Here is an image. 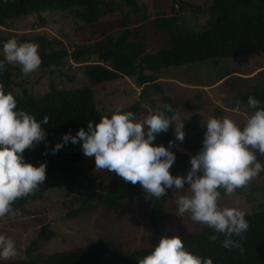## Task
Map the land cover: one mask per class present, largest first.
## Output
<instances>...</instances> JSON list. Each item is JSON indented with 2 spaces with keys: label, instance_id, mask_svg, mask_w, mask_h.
I'll list each match as a JSON object with an SVG mask.
<instances>
[{
  "label": "trees",
  "instance_id": "obj_1",
  "mask_svg": "<svg viewBox=\"0 0 264 264\" xmlns=\"http://www.w3.org/2000/svg\"><path fill=\"white\" fill-rule=\"evenodd\" d=\"M121 1L135 17L124 16L117 23V32L111 33L114 28L111 23L99 28L100 19L105 12L114 11L111 4H105L102 0H0V25L3 27L8 26V21L21 17L38 16L44 12H63L88 26L92 35L99 33L101 36L100 40L73 47L71 51L65 47L55 48L56 45H62L55 39L48 41L43 36L34 39L39 45L42 59L40 68H61L65 59L82 65L88 84L79 88L60 90L51 83L46 93L34 96L26 89L15 91L12 65L5 62V70L0 72V88L5 94L13 93L17 100V110L22 109L35 115L38 122H42L44 116L49 118L48 124L41 125L47 134L46 142H41L34 149L25 150L23 154L24 161L33 166L47 164V178L34 195L18 199L14 203L13 207L21 215L27 212L28 205L40 201L45 193L59 186L67 188V197L81 202L78 209L67 213L68 218L95 208H100L104 215H109L121 202L135 197L146 198L147 194L139 184L133 186L125 183L115 173L106 171L108 188L104 195L97 199L95 205L86 199L81 200L80 192L92 185L89 165L86 164L87 157L83 155L81 146L69 143L57 154L52 153L55 145L63 142L64 134L71 132L75 136L81 128L87 131L88 121L99 123L104 116L111 118L113 112L102 114L98 111L94 87L122 78L132 79L135 86L141 89L139 100L130 107L121 109L122 111H131L135 116L145 114L143 104L150 91H153L161 96L160 100L164 105H170L173 109L172 112L164 110L165 114L173 116L177 109L187 105L165 95L157 82L163 71L264 53V0H209L207 11L210 18L207 27L197 33L180 22L174 8L164 17L150 19L144 13H139L141 7L136 0ZM172 2L178 4V13L193 8V5L183 0ZM40 22L44 24L41 19ZM12 38L1 40L6 42ZM148 38H159V47L155 52L148 51ZM15 39L20 43L29 42L25 37ZM91 59L94 61H90ZM0 61H4L1 55ZM234 73L237 72L222 73L218 81L225 85L229 79L230 93L235 94L233 96L237 103L253 113L255 110L248 107V98L254 96L264 105V87H236V83H245L247 78L230 77ZM174 127L175 122L166 133H162V145L166 148L170 141L173 142ZM206 131L207 129H203L196 139L202 147ZM170 151L176 155V161L170 169L171 174L174 175L180 166L183 173L187 174L191 167L189 156L177 150L175 145ZM220 191L223 198L225 194L223 190ZM165 215V197L155 199L148 213V246L140 250L122 253L118 251L119 242L100 238L86 246L53 254L33 255L32 243L25 259L0 264H105L110 254L117 258L119 264H138V260L151 254L159 240L166 236L181 237L188 251L202 258H211L213 264H264V210L245 215L249 229L243 240L234 237L242 245L243 252L235 248H223L222 241L225 237L222 234L218 235L215 242H211L208 237L215 233L204 225L194 232L180 230L173 234L163 227ZM53 234L42 226L38 239L43 240Z\"/></svg>",
  "mask_w": 264,
  "mask_h": 264
},
{
  "label": "rangeland",
  "instance_id": "obj_2",
  "mask_svg": "<svg viewBox=\"0 0 264 264\" xmlns=\"http://www.w3.org/2000/svg\"><path fill=\"white\" fill-rule=\"evenodd\" d=\"M112 6L113 12L106 13L100 19L99 28L111 23L114 28L111 33L117 32V23L124 16L135 17L130 13V8L121 0H102ZM141 7L140 14L144 13L150 19L158 16H166L172 8L178 14L180 22L189 26L197 33L205 29L210 18L207 11L209 0H183L193 5V8L178 13V4L172 0H136ZM209 13V14H208ZM40 19L44 21L41 24ZM8 26L0 25V55L3 56V38L25 37L29 42H34L38 36H43L48 41L53 39L61 42L55 48L65 47L72 50L73 47L94 43L101 39L99 33L91 34L90 28L80 20L74 19L68 13L44 12L40 15L21 17L7 22ZM159 38H148V51L155 52L159 47ZM61 68H39L29 76H24L18 65H12L14 88L16 92L28 90L34 96H40L48 91L52 83L57 89L68 90L79 88L88 84L82 65H77L68 59ZM90 61H94L91 59ZM225 72H237L233 76L247 78L245 83H236V87L257 88L264 87V53L241 56L217 62H202L191 64L181 68H171L160 74L157 81L168 97L174 101L185 103L187 106L177 109L173 131V142L177 150L186 153L191 159L197 155L202 146L196 141L198 134L207 129L202 127V122L209 117L229 118L235 121L241 128L248 116L253 113L237 103L230 93L231 82L229 79L224 84L218 81L219 75ZM95 91V104L102 114H110L116 108L125 109L139 100L140 88L136 87L132 79L122 78L111 83H104L93 88ZM150 91V90H149ZM160 95L150 91L147 104L153 112L159 108L164 111V104ZM145 108V114L136 116L142 120L149 114ZM184 126L185 139L183 142L176 140L175 128ZM162 133L157 135L153 146L162 145ZM257 159L264 164V156L256 153ZM89 165V178L91 186H86L79 194L81 200H88L92 205L102 197L108 188L106 170L96 171L94 159L86 158ZM180 166L174 173V177L185 176ZM67 188L59 186L44 194L40 201L27 206L25 214L17 213L15 216H7L0 219V234L12 238L17 248V256L10 260L0 262H13L27 257V250L34 243L31 254L47 255L68 250L70 248L86 246L103 238L119 242L118 251L122 253L146 248L147 237L150 231L148 222L149 209L155 197L133 199L119 203L109 215H104L100 208L92 209L77 217L68 218L67 213L80 207L81 202H76L66 196ZM165 196V221L164 229L176 234L180 230L194 232L203 225L191 220L189 214L179 217L177 213L176 199L188 194L187 185L184 190L166 189ZM238 201V205L236 202ZM221 207L238 206L245 215L264 210V172L252 180L247 188L239 189L234 196H224L220 199ZM44 226L54 234L43 240L38 239L41 227ZM105 264H119L117 258L108 256Z\"/></svg>",
  "mask_w": 264,
  "mask_h": 264
},
{
  "label": "clouds",
  "instance_id": "obj_3",
  "mask_svg": "<svg viewBox=\"0 0 264 264\" xmlns=\"http://www.w3.org/2000/svg\"><path fill=\"white\" fill-rule=\"evenodd\" d=\"M4 61H0V72L5 70V62L18 65L24 76L39 70L42 59L39 45L33 42L20 43L12 38L3 43ZM248 107L254 109L243 127L229 118L209 117L202 122L207 131L200 152L190 159L191 167L187 175L174 177L170 169L176 155L169 147L153 146L157 135L166 133L178 119L176 115L167 116L157 108L154 112L148 105L149 114L137 120L133 112L116 108L111 118L104 116L99 123L88 121L87 131L81 128L75 136L69 132L52 149L57 154L71 143L80 145L82 153L94 159L95 170L115 173L125 183L139 184L147 194L146 198H163L166 189L184 190L188 194L176 199L179 217L189 214L193 222L202 224L214 231L208 237L215 242L219 234L224 235L222 247L239 249L242 245L234 237L244 239L249 229L245 212L236 205L221 207V191L228 196L248 185L264 172L256 153L264 156V105L254 96H249ZM165 110L172 112L170 105ZM44 116L38 122L35 115L17 110V100L13 93L5 94L0 88V219L15 216L14 203L21 198L34 195L46 181L47 164L39 167L24 161L27 149H34L46 142V132L41 126L48 124ZM184 126L175 128L176 140L183 142ZM47 149V143H46ZM47 155V151L45 152ZM15 241L0 234V260H10L17 256ZM138 264H213L211 258H202L187 250L181 237H163L151 251L138 260Z\"/></svg>",
  "mask_w": 264,
  "mask_h": 264
}]
</instances>
